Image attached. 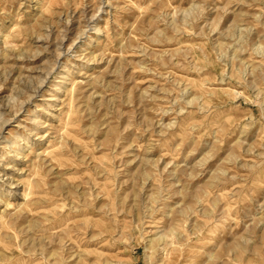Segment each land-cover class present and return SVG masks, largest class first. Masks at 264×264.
Here are the masks:
<instances>
[{
    "label": "rangeland",
    "instance_id": "1",
    "mask_svg": "<svg viewBox=\"0 0 264 264\" xmlns=\"http://www.w3.org/2000/svg\"><path fill=\"white\" fill-rule=\"evenodd\" d=\"M0 264H264V0H0Z\"/></svg>",
    "mask_w": 264,
    "mask_h": 264
}]
</instances>
